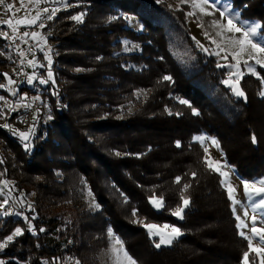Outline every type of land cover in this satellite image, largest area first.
Listing matches in <instances>:
<instances>
[{
    "label": "trees",
    "instance_id": "trees-1",
    "mask_svg": "<svg viewBox=\"0 0 264 264\" xmlns=\"http://www.w3.org/2000/svg\"><path fill=\"white\" fill-rule=\"evenodd\" d=\"M230 1L243 20L264 25V0ZM82 12L83 23L71 19ZM129 16L141 30L130 27ZM49 29L57 80L45 93L52 119L39 127L31 151L0 129L3 179L35 196L26 212L33 231L22 218L0 217V242L17 227L23 230L5 248V264H61L68 257L83 262L100 244L94 235L109 227L138 264H243L245 251L257 264L239 234L223 177L206 166L196 137L214 138L242 180L261 179L260 80L246 77L241 85L248 100L236 97L223 83L227 69L197 49L185 12L157 0H82L59 11ZM123 40L140 50L123 53ZM139 91L147 92V100L137 98ZM83 183L99 211H88L81 201ZM185 183L191 185L185 193L190 204L178 219L172 212L182 206ZM153 195L163 197L160 210L150 203ZM148 223L175 225L183 235L156 248Z\"/></svg>",
    "mask_w": 264,
    "mask_h": 264
},
{
    "label": "rangeland",
    "instance_id": "rangeland-1",
    "mask_svg": "<svg viewBox=\"0 0 264 264\" xmlns=\"http://www.w3.org/2000/svg\"><path fill=\"white\" fill-rule=\"evenodd\" d=\"M80 1L82 0H66L67 5L69 6H65L64 0H39V3H36V0H22V3L21 0H5L6 3H10L15 6L11 12H6L5 7L0 6V21H7L11 19L13 20L14 26L16 28V31H13L12 27H9L5 23H0V39L4 40V48H0V60L9 61L6 65L0 64V85H3V87H0V91L4 93L2 96H0V129H2L8 136L18 139L26 151H31L33 149L34 139L37 137L39 127H44V125H46L52 119L50 104L47 94H45L47 92L46 87L48 85L55 86L57 83L54 71L55 60L53 54V43L50 40L51 31L49 29V23L59 11L71 9L75 5H80ZM224 2L225 0H219L220 4H223ZM227 2L232 5L230 0H227ZM160 3L166 4L173 10H183L185 12L197 49L208 56L216 57L219 65H223L221 68L227 69L228 77L226 80H228L230 74L237 71L236 68L228 67L229 64L236 63V61L232 59L231 53L238 51L240 47L239 44H233L231 41L242 39V34L227 32L219 26L214 27L212 23L213 21H216L218 25H226L228 17H221L219 8H208L207 11L211 12L212 14L204 15L199 11V9H193L189 4L181 3L180 0H161ZM45 8L48 9L47 12L43 11ZM53 9H56L57 11L55 15L49 19ZM37 11L40 12V18L35 24H15V20L17 19H24L25 17L31 19L36 15ZM235 11L237 10L235 9ZM188 12H194L195 14L189 16L187 15ZM235 22L237 23L238 27L247 28L249 24L258 21L243 20L240 15V19ZM41 24H43L44 27H40ZM128 24L131 28L137 31L142 29L141 22L133 16L128 17ZM200 25H203V27ZM260 31L261 30H258V35L252 37V39L256 43L264 44V37L260 34ZM25 32L29 33V35L24 36L23 33ZM33 32H36L39 35L34 38L31 35ZM220 32L223 33V38L217 35V33ZM5 33L7 35H5ZM205 33L208 34L207 38ZM7 38L12 42L10 50L8 49L7 42L5 41ZM197 41L200 45H203L207 51L202 50L197 45ZM212 41H215L216 43H212ZM123 42L125 47L123 53L130 54L140 50V45L138 43L130 40H123ZM217 45H219V47H217ZM216 52H219V55L214 54ZM250 52L251 49L249 48L246 50L245 54L240 57L241 63L239 65V71L243 72L244 75L239 80V86L243 91L244 89L242 88L241 83L246 77H253V79L260 80L261 82V79L249 73L247 68L244 66L243 61L249 58ZM15 55L19 56L23 62L21 67L18 66L17 60L14 57ZM46 55L51 58V64H49ZM225 56L228 58L225 59ZM29 61H32L33 63L30 64ZM249 63L254 65V61L252 60H249ZM254 66L256 67L257 72L260 74V77H264V69H261L256 65ZM49 71L52 73V79H48ZM30 77L31 83H29ZM8 78H11L14 83L9 84ZM231 79L235 81L237 77L232 75ZM41 80H46L47 82L42 84L40 83ZM226 86L231 89L229 85ZM262 91H264V83H262V90L260 93ZM244 93L246 99L244 97L238 98H243L245 101H247V94L245 91ZM260 93V98L264 99V96H261ZM136 95L137 98L143 99L144 101L147 100L148 97L147 92L144 91H139ZM13 114H19V116L16 117L13 122H9V120L6 122L3 121L7 119V117L11 118ZM4 125H9L10 127H4ZM20 132H28V139L22 140L19 136ZM201 136L205 137V140L200 142L196 139V141L202 144L204 150L207 148V158L220 162L222 166L221 171L228 173L227 180L236 189L234 196L236 200L240 201V203L233 205V209H235L234 214L236 218L239 216L247 225V227L239 228L240 232L243 231L246 235L251 236V217L254 213L251 207H249V201L245 196L242 179L239 178L236 171L227 163L224 155L220 152L219 147H216L211 143L213 138L208 137L205 134L197 137ZM4 144L5 143H3V145L0 144V161H5ZM3 176L4 175L1 170L0 162V217L13 216L15 218H22L25 220L24 217H28L26 212H29L32 209L35 196L34 194H26L25 191L20 190L14 181L7 180L6 178L3 179ZM224 179L225 178L223 177V180ZM261 179H264V176ZM261 179H257L255 181ZM83 184L84 186L82 188H79V185L77 187V189L79 188V192L82 196L81 201L87 205L88 211H99L100 207L89 185L85 183ZM223 187L227 191V188L224 184ZM29 205H31V209L29 208ZM161 208L156 209L160 210ZM245 211L248 213L247 216H244ZM5 212L9 214L4 215ZM17 213H19V215H17ZM255 214L259 220L260 215L264 213H262V210H257V213ZM27 223L28 226L32 224L30 221ZM79 223L80 222L78 221V224ZM152 224L157 225L162 230L164 229V225H170L167 223ZM257 226L259 227L261 225L258 223ZM19 228L21 227L19 226ZM94 236L95 240L99 241L100 244H98L97 250L93 255L87 254L85 256V261L83 262L75 259V257H68L61 264H75L76 260L80 261V264H115V256L111 251L113 240L108 237L107 232H105L101 237L98 235ZM115 236L117 235L115 234ZM17 237L18 236L14 237L13 241ZM151 238L155 239L156 242L159 241V236H151ZM11 242H9L7 246ZM253 245L261 246L258 245L256 238H253ZM161 247L170 246L162 245ZM5 248L0 249V259L6 262V259L2 257ZM254 255L256 256L255 253ZM256 258L257 264H260V258L257 256ZM121 259L123 260L122 257Z\"/></svg>",
    "mask_w": 264,
    "mask_h": 264
},
{
    "label": "snow or ice",
    "instance_id": "snow-or-ice-1",
    "mask_svg": "<svg viewBox=\"0 0 264 264\" xmlns=\"http://www.w3.org/2000/svg\"><path fill=\"white\" fill-rule=\"evenodd\" d=\"M161 0H157V3H160ZM181 3L189 4L193 9H199V11L204 15H211L212 13L207 11L208 8L217 9L220 10V16L225 17L227 16V24L226 25H218L216 21H213V26H219L222 29L226 30L230 33H241L242 39L238 40H232L231 43L233 44H239V50L231 53L232 59L236 61L235 64H229L228 67L230 68H236L237 71L235 73H231L228 80L223 81L226 85H229L231 87L232 92L237 97H245L244 91L239 86V80L244 75L243 72L239 71V65L241 63L240 57L245 54L247 49H251V52L249 53V58L245 59L243 61L244 66L247 68L248 72L251 73L254 76H257L259 79H261V82L264 83V77H260V74L257 72V69L254 65L259 66V68L264 69V44L256 43L253 41L252 37H255L258 35V30H261L264 28V25H262L260 22H253L247 26V28L238 27L237 23L235 21H238L240 19V13L235 11L233 9L232 5L225 0L223 4L219 3V0H180ZM22 3V0H21ZM36 3H39V0H36ZM65 6L67 5L66 0H64ZM0 6L5 7L6 12H11L13 8L15 7L13 4L6 3L5 0H0ZM43 11L47 12L48 9H44ZM56 9L52 10V14L49 16V19L52 18V16L55 15ZM194 12H188L187 15L192 16L194 15ZM84 13H80L79 15H74L71 17V19L75 20L77 23H83ZM40 18V12L37 11L36 15L32 17L31 19L25 17L24 19H17L15 20L16 25L20 24H27V25H33L36 23L37 20ZM0 23H5L9 27L13 28V31H16V28L14 26L13 20L9 19L7 21H0ZM203 27V25H200ZM40 27H44L43 24L40 25ZM5 35H7L5 33ZM24 36L29 35V33L25 32L23 33ZM31 35L35 38L39 34L36 32L31 33ZM217 35L221 36L223 38V33H217ZM206 38L208 37V34L205 33ZM212 43H216L215 41H212ZM197 45L204 51H207L206 48H204L203 45H200L197 41ZM219 47V45H217ZM223 50V49H222ZM216 55H219V52L214 53ZM46 58L48 59L49 64H51V58L46 55ZM225 59L228 57L225 56ZM249 60L254 61V65L252 63H249ZM29 63H33L32 61H29ZM220 67H223V65H218ZM79 71V69H78ZM235 75L237 79L233 81L231 79V76ZM48 79H52V73L49 71L48 73ZM165 81H171L172 77L170 75H165L163 78ZM46 80H41L40 83H46ZM8 83L12 84L14 83L11 78H8ZM29 83H31V77L29 78ZM0 87H3V85H0ZM261 96H264V91L260 93ZM180 103L186 104L188 103L185 100H180ZM194 114H198L195 109H193ZM171 114V113H169ZM4 127H10L9 125H4ZM19 136L22 140H27L29 133L28 132H20ZM197 140L200 142H203L205 140V137H197ZM253 142H255V137L253 136ZM211 143L219 147L218 142L213 138L211 140ZM180 144L177 142V147H179ZM205 153H207V148H205ZM119 155V153H117ZM2 162V161H0ZM204 163L206 166L212 170L219 172V174L224 177L225 179L222 180V184H224L227 188L228 197L232 201L233 205L239 204L240 201L235 199L234 193L236 189L228 182L227 177L228 173L221 171V164L219 161H213L207 156L205 157ZM193 178H195L196 173H192ZM181 178H176V183H180ZM243 187H244V193L249 201V207H251L253 211V215L251 217V224L252 227L250 229L251 236L246 235L245 232L241 231L239 234L248 241V248L251 250V252H254L257 257L260 258V264H264V214L260 215V219L258 220L257 210H262V213H264V179L258 180V181H248V180H242ZM191 187L190 184L185 183L182 187L180 199L182 201V206H178L173 212L172 215L178 217L179 219L184 218V210L187 208L190 204V199L185 196V193L188 191V189ZM150 203L156 207L161 208L164 206V200L163 197H157L156 195H153L150 197ZM29 208L31 209V205H29ZM235 211V209H233ZM9 213L5 212L4 215H8ZM19 215V213H17ZM133 215H135V211L133 212ZM248 213L245 211L244 216H247ZM24 219L27 221L29 220V217H24ZM237 220L239 221L237 227H247V225L244 223V221L237 216ZM260 224L261 226H257V224ZM145 228L147 229L150 237L151 236H159V241L155 243L156 248H160L162 245L165 246H171L175 240H177L180 236L183 235V232L181 228L176 226H170V225H164V229L162 230L160 227H158L155 224L148 223L145 224ZM29 231H33V228L31 224L29 225ZM40 231H44L43 228L40 229ZM23 230L19 227H17L14 232L7 236L6 239L3 242H0V249H3L7 246V244L11 241H13L14 237L22 235ZM107 235L110 239L113 240V245L111 248L112 253L115 256V264H138L137 260L134 259L131 255H129L128 251L125 249L124 244L122 240L115 236L113 233V230L111 227L107 230ZM253 238H256L258 241V245L261 246H254L253 245ZM118 246V247H117ZM123 258V260L121 259ZM0 264H5V261L0 259ZM75 264H80V261L76 260ZM243 264H250L249 262V252L245 251L243 254Z\"/></svg>",
    "mask_w": 264,
    "mask_h": 264
},
{
    "label": "built area",
    "instance_id": "built-area-1",
    "mask_svg": "<svg viewBox=\"0 0 264 264\" xmlns=\"http://www.w3.org/2000/svg\"><path fill=\"white\" fill-rule=\"evenodd\" d=\"M5 41L7 42V47H8V49L10 50V49H11V46H12V42L9 41L8 38L5 39ZM14 57H15L16 60H17L18 66L21 67V66L23 65V62L21 61L20 57L17 56V55H15ZM27 99H28V98H27ZM31 104H33V103H31ZM33 105H34V104H33Z\"/></svg>",
    "mask_w": 264,
    "mask_h": 264
}]
</instances>
